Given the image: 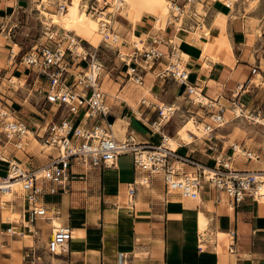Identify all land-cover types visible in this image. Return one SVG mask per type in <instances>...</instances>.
I'll return each instance as SVG.
<instances>
[{"label":"crops","instance_id":"0c3cea01","mask_svg":"<svg viewBox=\"0 0 264 264\" xmlns=\"http://www.w3.org/2000/svg\"><path fill=\"white\" fill-rule=\"evenodd\" d=\"M19 1L5 0V2H11V4ZM78 1L67 0L68 7L65 8L67 14H69L66 15L67 22L63 26L58 25L65 31L74 32L75 35L87 41H92L97 37V35L95 36L97 30L83 24L79 19L82 17L97 23L98 18L95 17V14H92L94 9L90 11V16H85V9L82 4L80 5L81 1ZM102 1L105 3L101 9L93 5L91 8L110 10L113 7L106 0H92V3L95 5L98 2L102 3ZM216 2L217 0H213L209 5L211 14L215 15L213 24H215L214 20L218 14L228 15L229 19L233 9L222 1ZM174 4L175 8L178 7ZM146 7L144 9L146 14L156 15L153 24L144 15L140 20L134 21L130 13H120V16L126 19L133 29H131L129 35L131 33L137 35L136 32H138L141 36L139 37L141 45H144L143 40L145 39L148 41H151L152 38L162 39L163 42L159 47L164 51L171 50L173 46L177 50L180 47L183 50L180 51L187 59L190 82L197 84L196 87L198 88L202 87L208 100L216 99L215 105L210 106L208 112L215 111L220 105L225 106L226 101L230 102V98H233L234 90L239 83L241 84V80H243L244 87L239 95L240 101H242L244 93H248L247 95L255 94L254 98H256L259 94L260 84L254 83L257 73L252 74L251 69L255 65L263 67L264 57L259 58L257 54L255 61H252L250 56H244L247 53L244 48L241 50L236 49L235 52L230 39H228L229 47H227L228 43L224 37L225 22L223 23L224 27L219 29L218 34L212 40L215 43L212 45V41L208 38L210 37L211 27H208V37L201 34L196 40L193 35L189 34V32L195 34L196 30L190 29L181 33L179 30L182 27H179L177 31L173 26L166 28L167 23L162 24L159 12L150 5ZM171 8L168 3L165 4L162 10L163 17L168 16L171 10L175 11ZM108 19H111V15L108 16ZM110 21L113 26L115 21L112 19ZM75 23H80L85 28L74 31L72 27ZM189 23H191L190 20L186 19L185 25H188L187 27H191ZM156 24L161 27L157 28ZM231 24L233 26L234 22ZM112 31L114 32V30ZM177 35L181 37L180 44L175 41ZM257 36H261V34ZM205 41L207 43L203 50L205 54L203 56L201 54V43ZM259 73L264 78V69L260 70ZM144 96L149 100L148 103L145 101L144 103L149 106L152 103L150 97H154L153 93L150 92V88H146ZM107 99L113 105V115L110 116V119L113 121V129L117 139L121 140L130 131H133L136 140L139 142L148 141L159 144L162 141L160 132L166 133L168 131L164 127L168 120L163 119L160 126L155 127L149 117L150 112L147 108L141 110L136 102L131 103L125 98L131 106L135 104L137 108L135 109L132 106L133 111L128 112L129 110L125 107L117 106L116 103L118 102L111 96H108ZM262 99L264 97L260 101L254 100V105L249 110H256L262 104ZM199 109L207 110V107L201 108L200 106ZM2 110L7 111L6 109ZM194 110L199 112L197 109ZM200 114L199 112L196 116H199L198 118L202 120L204 117ZM40 121L38 120V122ZM204 121H207V117ZM34 123L39 124L37 121ZM203 123L205 124V122ZM116 125H119L122 130H116ZM179 127L180 125H175L171 128V135L165 134L167 140L168 137L178 138ZM257 127L259 128L257 134L252 136L251 132L254 131L252 129L248 138H241L242 145L251 148L254 152H251L253 158L245 160L240 154H237V161L235 162L234 159L235 167L250 170L264 169V125H257ZM217 131L218 129L215 130L217 142L223 146L225 152L230 153L233 145L226 147L224 142H229L230 139L225 140L224 138H230L233 134V128H227L228 132L224 134L226 137L218 136ZM240 137H234L235 141H239ZM207 138L208 135L197 139L206 140ZM197 139H193V141L192 139L181 140L174 147L182 153L191 155L203 164L212 166L214 160L211 157V150L206 146V141L200 143V141H196ZM36 142L40 146L38 147L36 143H32L35 146L33 149L46 156L45 146L37 140ZM9 146L15 147L14 144L7 143L4 148ZM4 148L0 145V150ZM11 152V156H15L20 160L23 159L19 151L14 150ZM180 166L185 171L190 167L188 165ZM73 169L74 172L76 170L80 172L79 175L82 176L81 180L76 179L74 182H76L77 187L84 186V192L88 189L89 182H95L96 184L99 181V191L101 190V192L98 205L96 204L89 214L84 215L83 211L72 210L70 212V208L63 205L64 193L49 196L47 200L50 204L56 203L60 206L61 215L57 217H63L62 225L71 227L73 238L60 253L56 254H51L46 250L47 240L44 243L43 250H40L43 256H40L38 264H119V252L126 255L123 264H264V202L262 199L247 196L240 203H234L223 192L210 184H205L200 193L202 197L200 203H184L181 198L173 196L172 191L170 193L166 191L164 184L162 186L159 182L153 180L151 184L147 182L143 186L137 185L134 203H129L127 185L133 182L138 174L134 169L131 154L119 156L117 163L112 166L92 168L75 165ZM84 173L86 174L85 177L83 176ZM3 176L0 174V177ZM75 177H78L77 174ZM138 178L140 180L141 177ZM20 185L14 188L13 195H2L0 193L3 197H0L3 200L0 207L2 209L13 208L22 217L20 221L9 225L11 228L14 224L18 232L22 231L21 233L10 234L5 231L7 238L0 244V264H20V262L26 264L24 258L20 259L19 257L20 255L23 257L24 248L33 245L41 249L38 244L46 241L51 236L52 220L38 218L34 223H31L34 225V231L31 233H29L30 227L27 224V227H22V222L25 223V220L21 208L23 200L20 196ZM95 189L98 188L95 187ZM177 194L181 195L179 192ZM50 197H56V199H50ZM11 200L17 201L19 207L14 202L6 207L5 203ZM198 211L202 212L208 219V227L204 231H200L199 228Z\"/></svg>","mask_w":264,"mask_h":264},{"label":"built area","instance_id":"2783aa9c","mask_svg":"<svg viewBox=\"0 0 264 264\" xmlns=\"http://www.w3.org/2000/svg\"><path fill=\"white\" fill-rule=\"evenodd\" d=\"M187 1L193 3L192 0ZM61 6L59 4V7ZM196 15V11L186 12L185 5H180L179 10L173 13L172 17L176 22L183 21L178 26L183 27L186 16H190L189 20L192 21L196 20L193 18ZM196 22L197 25L201 24L200 20ZM167 24L173 26L175 31L178 30L172 20H168ZM108 36L109 34L104 33L101 42H108ZM49 38H53L52 35ZM63 40L64 37L59 40L54 39L52 45L40 44L23 56V63L26 67L32 68L36 81L45 83L43 89L45 101L57 106L51 117H43L39 125H34L36 137L51 146L55 152L49 154V161L45 164L26 167L15 156H7L9 159L7 161L2 160L5 151L0 150V163L7 166L5 179L21 182L20 196L23 200L21 208L23 219L27 223H34L38 218L51 220L61 215L60 206L56 203L50 204L47 199L49 196L70 190L71 181L76 175L73 169L75 165L92 168L112 166L117 163L119 156L124 154L132 155L134 169L138 172L134 181L127 185L129 203L137 192V185H145L138 178L142 176L147 178V182L160 176L166 191H177L186 197L196 198L204 185L210 184L234 203H240L247 196L256 198L259 189L264 187V170L235 167L236 145L232 146L230 153L225 152L214 134L215 130L225 123L224 105L218 106L216 112L211 113L210 120L205 122L210 131L206 146L211 150V157L214 160L212 166L180 152L178 148L171 150L162 147L166 138V133L163 132L159 144L148 141L136 142L132 133H129L126 141L121 142L114 133L113 121L110 119L113 115V105L108 102V96L100 85V72L104 64L99 57L98 47L82 54L71 49L69 43L65 45ZM161 42L162 39L155 38L151 41H143L144 48L134 44L132 53H123L118 48V57L128 66L127 73L130 78L140 76V72L148 67L153 68L154 71L157 69V76L173 79L191 94L197 84L190 82L187 60L175 55L174 46L168 51L161 49L159 47ZM85 60L87 63L84 62ZM140 61L144 62L143 67H140ZM252 73H259V67L254 66ZM243 87L244 84L239 83L234 90V99L231 102L233 112L234 107L239 108L241 113L245 111L244 104L238 98ZM200 89L203 92L202 87ZM159 110L160 115L162 108L160 107ZM247 113L264 116V111L259 108ZM234 115L236 116L235 112ZM1 118L0 114V120ZM26 128L29 129V124L19 119L10 122L9 131L0 124V145L4 148L7 143H12L16 149H23L26 141L23 133ZM20 141L23 143L22 147L17 145ZM248 158L252 159V157ZM175 161L188 165L193 170L181 172L176 169ZM206 168L211 173L209 176L206 175ZM11 170L13 174L9 175ZM7 188L11 189V186ZM14 201L8 203L12 205ZM22 227H27L26 223L22 222ZM6 231L10 234L22 232H18L14 224L11 228L7 227ZM72 238L73 232L69 225L52 227L46 250L56 254L59 249L65 248ZM38 251L39 249L33 245L25 247L24 262L36 264L40 257ZM125 257V253L119 252L118 263L123 264Z\"/></svg>","mask_w":264,"mask_h":264},{"label":"rangeland","instance_id":"374dc122","mask_svg":"<svg viewBox=\"0 0 264 264\" xmlns=\"http://www.w3.org/2000/svg\"><path fill=\"white\" fill-rule=\"evenodd\" d=\"M65 1L67 2V0H20L18 3L16 2L14 4H11V2L7 3L5 2V0H0V110L6 109L15 119H19L28 123L29 129H31L32 131L35 130L34 125H39L35 124V121H37V123H40L38 122V120L42 121L43 117L49 118L52 116V114L55 113L57 106L47 103L44 99L43 89L45 88V83L41 82L40 80L36 81V75L33 72L32 68L30 69L26 67V65L23 63V56L28 51L32 50L35 46H39L40 44L44 43L52 45L54 43V39L59 40L64 37L63 41L65 45H67L70 41V37L66 36L71 35L74 38L81 40L79 41V44L83 47V49H81L80 51L82 54H85L87 51L91 52L95 49V47H98L99 57L104 64L103 70L101 71L100 85L107 96H111L113 99H115V101L118 102L116 103L117 106L125 107L127 110H129L128 112H131L133 111L132 106L137 109L136 105L132 104L131 106L125 100V98L128 99L131 103L136 102L138 104V107L140 106L141 110H143V108H147L149 110V117L150 119H152V123H154L158 122L161 119V116L159 115L160 104L178 103L181 109L180 111H176V113L172 114L169 117L166 126H164L168 130L166 131V134L171 135V128L175 125H180V127L178 128L179 141L189 139H192L193 141V139L202 138L209 134L206 124H204L203 122L209 121L211 113L216 112L218 107L215 111L211 110L209 112L208 108L211 105L206 106L207 110L199 109L200 106L196 102L192 101L183 85L177 84L171 78H160L156 75L157 69L154 71L153 68L151 69L148 67V69L141 71L140 76H142L143 78L142 83L136 82L137 77L132 76L130 78V75L127 73L128 66L121 61L120 57H118L117 49L120 48L123 53H132L134 49L133 45L137 41L134 37H132V33L131 35H129L132 27L129 23H127L128 21L126 19L120 16L123 13H121L120 9L116 6V0H106V2L113 7H111L110 10L103 9V11H106L105 13L107 14V17L111 15V19L115 21L114 25L112 26V30H114V32L118 34V36L114 37V39L108 37V42H101L102 33H100V29L97 27V23L92 22L90 19L86 20L82 17H80L79 19L83 24L97 30L95 32V36L97 35V37L92 39V41H87L82 37L75 35L74 32H69L61 29L58 23L50 25V21H46L43 15L40 14V10L42 9L50 13H58L61 10H59V4ZM79 1H81L80 5L82 4V7L85 9V16H90L89 14L92 9L91 6H94L92 0ZM192 1L193 3L188 2L187 0H172V4L175 3L174 5H185L186 12L196 11L197 15L193 16V18L196 20H200L201 23L200 25H197L196 20H192L190 21L191 23H189L191 24V27H187L188 25H184V27L180 28L179 32H187V30L191 29L203 34V31L206 27L208 37L209 28L211 27L210 37L208 38L212 41L218 34L219 29L225 26L224 37L226 39L225 41L228 43L227 47H229L228 39H230L235 52L236 49L241 50L242 48H244L247 52L244 56H250L252 61H255V56L257 54L259 55V58L264 57V0L229 1L231 2L230 7L233 9L231 14L229 15V19L228 15L223 14V17L225 18L224 26L217 25L216 20H214L215 24H213L215 15H212L209 10V5L213 0ZM219 1H222L225 4L227 2L226 0H217L216 3H218ZM104 3L105 2L103 1L102 3L98 2L97 4H95V7L101 9ZM165 4H167V1L164 0L139 1V5L141 6V8L144 7L143 9L147 8V5H150L151 7L156 9V11L159 12V16H161L162 24L164 23L165 25L166 23H168L167 20H172L173 23L178 27L183 21L176 22L174 17H172L173 13H177V8H175L174 6L175 11L171 10L168 16L163 17L162 10ZM67 7L68 6H66V8ZM115 12L117 13L114 14ZM64 14L69 15L67 14L66 10H64ZM144 16L150 19L152 21V24L156 19V15L144 14ZM189 17L190 16H186L185 19H190ZM216 18H219V14L216 16ZM227 19L228 29L226 25ZM232 22H234V27L231 24ZM63 25L65 24H62V26ZM170 26L171 25L166 24V28ZM156 27L160 28L161 26L156 24ZM47 32H52V34H49ZM53 33L56 34H54V36H52L53 38L50 39L49 37L50 35H53ZM136 33L139 37H141L138 32ZM189 34L198 37V34H193L190 32ZM259 34H261V36H257ZM140 40L141 39L139 38V44H141ZM143 41L148 40L145 39ZM211 43L212 45L215 44L213 41ZM141 47L144 48V45H141ZM180 50L183 51L179 47V51ZM131 65L133 66V64ZM139 65L143 67L144 62L140 61ZM258 67L259 71H262V69H264V65L263 67ZM12 75L23 79L24 85L21 86V82L19 84L17 83L16 85L9 81ZM240 82L242 83L243 80H241ZM254 83L257 85L260 84V89L258 92L259 94L256 96V98H254L255 94L247 95L248 93H244L243 99L241 101V103L245 104L244 106L246 112L250 111L249 109L253 107L254 100L260 101L261 98L264 97V78L263 76H261V73L256 74ZM146 88H150V92L154 95V97H150L152 103L149 106L146 105L149 100L146 96H144ZM249 93L251 94L252 92L250 91ZM145 99L147 100L145 101ZM233 99L234 97L230 98V102H225V116H227L229 121L221 127L217 128V135L220 137H226L224 134L228 132L227 128H233V134L230 136V138H224L225 140L230 139L229 142L225 141L224 145L226 147H231V145L237 144L238 147L236 150L244 149L249 152H253L251 148L242 145L241 138H248L250 130L252 129L254 130L253 132H251L252 136L254 134H257L259 129L257 125L262 126L264 124L254 121L255 119L253 120V117H251V119L246 117L235 118L234 112L230 111V109L232 108L231 102L233 101ZM144 101L146 103H144ZM262 101L264 102V99H262ZM263 102L260 106H258L259 110L262 111H264ZM194 109L199 110V112L201 113L200 116L204 117L202 120L198 118L199 116H196V114L199 112H196V110ZM60 110L61 109L59 108V111ZM194 115L197 119L196 121H198V124L197 122L190 124V122L188 121V118ZM206 117L207 121H204ZM259 117H261V119H263L264 121V116ZM115 128L119 131L122 130L119 125H116ZM237 136H241L239 138V141H235L234 137ZM24 138H26V141L24 143L25 145L23 149H16L13 146H9L8 148H4V151L6 153V156L10 157L12 153L11 151H19L21 157L23 158V161H20L26 167H36L45 164L47 161H49V154L55 152L52 148H48V150H46L47 145H45L44 150L47 151V155L44 156L33 149V147L35 146H33L32 143H36V146L38 147L40 146L36 142V140H34V137H31L29 134ZM196 141L204 143L206 140L197 139ZM240 154L243 159L251 160L248 159L247 153L242 154L240 152ZM255 155L257 156L256 153ZM234 159L236 162V159L238 158L234 157ZM6 170L7 166L4 164H0V174L5 175ZM192 170L193 168H187V171ZM79 173L80 172L76 170L75 174H77L78 177H74L72 179L73 182L71 181L72 185L70 190L64 193L63 205H65V207H69L70 212L72 210L83 211L82 213L86 215V213H90L91 209L95 207L96 204L98 205L101 190L99 191V181L96 184L95 182H89V186L88 189H86V192H84V186L77 187L75 184L76 182L74 181H76V179H82V176L79 175ZM83 176L85 177L86 174L84 173ZM2 178L5 179L4 176ZM153 180L154 182H159L163 186L161 177H154L152 181ZM152 181L149 183H153ZM95 187H97L98 189L96 190ZM50 199H56V197H50ZM14 204L19 207L17 201H14ZM5 206L9 207L10 204L6 202ZM2 210L3 209L0 207V244H2L3 241L7 238L5 231L6 227H9V224L3 221ZM47 240L48 238L46 239V241L38 244L41 249H39L37 246V248L39 249L38 254L41 257L43 256V253L40 250H43L44 243L47 242ZM19 257L20 259H23L22 255H20ZM39 261L40 259H37L36 263L38 264Z\"/></svg>","mask_w":264,"mask_h":264},{"label":"bare ground","instance_id":"6f19581e","mask_svg":"<svg viewBox=\"0 0 264 264\" xmlns=\"http://www.w3.org/2000/svg\"><path fill=\"white\" fill-rule=\"evenodd\" d=\"M139 1L140 0H116V6L120 9L121 13H123V14L130 13V15L133 18V20L134 21H137V20H140L143 17L144 14H146V12L144 11V9L141 8V6L139 5ZM164 1H167V3L170 5V7H172L174 9V6H173L174 3L172 4V0H164ZM226 1H227L226 4L230 6V3L231 2H229V1H231V0H226ZM60 5H62L61 7H59V10L60 9L61 10L58 13H56V14L55 13L47 12V11H45L43 9L40 10V14L43 15V17H44V19L46 21H50V25H53L54 23H58L59 25H62V24H65L67 22V16L63 13V11L65 10V8L67 6V2L66 1L65 2H61ZM176 8H177L176 9V12H177L179 10V6L176 7ZM92 9H94V14L98 18L97 27L100 29V33H102V37H103L104 33L109 34L108 37H110L112 39H114V37L118 36L117 33H115V32L112 31V25H111V21H110L111 19H108L107 14L105 13V11L98 10V9H95V8H92ZM92 9H91V11H92ZM223 16H224L223 14H219V18H216L215 19L217 25H220V26L223 25V23L225 22V18ZM163 25H164V23H163ZM84 28L85 27L82 24L75 23L73 25V27H72V30L77 31V30H83ZM206 31L207 30H206V27H205V29L203 31V34L207 36V32ZM47 33L52 34V32H47ZM54 34H56V33H53L52 36H54ZM195 34H198V37H199V35H201L202 33L195 32ZM66 37H70V39L72 40V41L69 42V47L71 49H73V50H75L77 52H80L81 49H83L82 45L79 44V41H81V40H78V39L74 38L71 35H67ZM132 37H134L136 39V41H137L135 44L138 45L139 47H141V44H139V36L133 34ZM194 37L197 40L198 37L195 36V35H193V38ZM175 41H176L177 44H180L181 41H182L181 40V37L177 35L175 37ZM206 43H207V41L201 43V45H202V53L201 54L203 56L205 55L204 52H203V50H204V48L206 46ZM48 45H51V44H48ZM175 55L180 56L185 61L187 60L184 57L183 53L181 51L177 50L176 48H175ZM84 62L87 63V60H85ZM140 67H142V66L140 65ZM102 70H103V67H102L101 71ZM100 76H101V72H100ZM142 80H143L142 76H138L136 78V82H138V83H142ZM9 81H11L13 84H16V85H17V83L19 84L21 82V86L24 85L23 79L15 76V75H12L11 78L9 79ZM189 97L192 99V101L196 102L201 107H206V106H209V105H211V106H214L215 105V100L216 99H211V100L209 99L208 100V98L205 97V94L203 92H201L200 91V88H198V87H193V90H192L191 94H189ZM146 100L147 99H145V101ZM160 107L162 108V113H160L161 119L158 122L153 123L155 127L160 126V124L162 123V120L163 119L164 120H168L169 117L172 114L176 113V111H180V109H181V107H180V105L178 103H171V104L162 103V104H160ZM230 111H233V108H231ZM234 112L236 113V116H235L236 118L246 117V118H250L251 119V117H253L256 122H260V123L264 124L263 119H261L259 116L250 115L246 111H244V113H241L240 109L239 108H235V107H234ZM0 114L2 116V118L0 120V124L2 125V127L6 128L9 131L10 122L11 121H14L15 118L11 115V113H9V112H7L5 110H2V109L0 110ZM224 119H225V123H227L229 121L228 118H227V116H224ZM196 120L197 119H196L195 115L194 116H190L188 118V121L190 122V124L191 123H195V122H197V124H198V121H196ZM225 123H223L222 125H224ZM24 131H25V133H23L24 134L23 137L28 136L30 134L31 137H34V139H36L37 141L40 142V140L36 137V134H35L36 132L34 130L32 131L31 129L26 128ZM208 132L210 134L209 129H208ZM129 133H132V136L134 137V140L136 142H139V141L136 140V136H135V134H134L133 131L132 132L130 131ZM129 133L123 139H121V140L118 139V140L121 141V142L126 141L127 138H128ZM178 142H179L178 138L175 139L173 137H168V140H167V138H165V141H163V146L162 147H165L166 149L174 150V149H176L174 147V144H176ZM17 145L20 146V147H22L23 146L22 141H20L19 143H17ZM42 145L45 146L46 144H44L42 142ZM46 147H47L46 150H48V148H50V149L52 148L49 145H47ZM237 147H238V145L236 144V149H237ZM240 152L242 154L247 153L248 157H252L253 158V156H252L253 154H251V152H249L247 150H244V149H242V150H236V153H235L234 157H236L237 154H240ZM2 160L7 161L9 159H8V157H6L4 155ZM180 165H182V163H180L178 161H175L176 169L177 170L179 169L181 172L185 171V170L182 169V167ZM262 170H264V169H262ZM255 171H260V170H255ZM188 172H190V171H188ZM12 174H13V172L11 170L9 172V175H12ZM210 174L211 173L208 171V168H206V175L209 176ZM9 177H11V176H9ZM4 178H6V177L4 176ZM140 181H142L144 183H147L148 180H147V178H145L144 176H142L140 178ZM20 184H21L20 180H8V179H3L2 177H0V193L2 195H9V194L10 195H13L14 193L12 191L14 190V188L17 185H20ZM7 186H11V189H8ZM172 195L181 198L184 201V203L185 202L200 203V201L202 200V197L200 195H198L196 198H192V197H186V196L178 195L177 192H175V191H172ZM256 197L259 198V199H262L263 202H264V187H262V188L259 189ZM134 199H135V197L132 198L131 203H134ZM2 202H3V200L0 199V203L1 204H2ZM197 217H198V220H199V228H200V231H204L208 227V219L200 211H198ZM2 218H3V221L5 223H8L10 225L13 222L20 221L22 217H21V215L19 213H16L13 210V208H10V209H3L2 210ZM62 218L63 217L60 216V217H55V218H52L51 219L52 220V225H53L54 228L62 225ZM25 223L30 227V232L29 233H31L32 231H34V225L33 224L27 223L26 221H25ZM61 251H62V248L59 249L57 252L60 253ZM40 258L41 257H39L38 259H40Z\"/></svg>","mask_w":264,"mask_h":264}]
</instances>
